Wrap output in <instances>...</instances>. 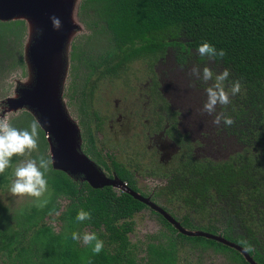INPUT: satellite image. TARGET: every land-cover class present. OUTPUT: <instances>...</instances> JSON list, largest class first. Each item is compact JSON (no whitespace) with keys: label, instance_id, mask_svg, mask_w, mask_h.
<instances>
[{"label":"trees","instance_id":"trees-1","mask_svg":"<svg viewBox=\"0 0 264 264\" xmlns=\"http://www.w3.org/2000/svg\"><path fill=\"white\" fill-rule=\"evenodd\" d=\"M77 16L91 34L106 35L108 45L91 55L70 42L69 70L75 79L118 74L137 58L156 59L167 46L197 50L207 41L225 51L223 58L214 61L230 71L227 83H241V93L225 106L231 108L238 126L241 148L218 161L187 155L176 160L177 180L167 188L184 208L180 217L167 211L186 229L220 234L242 248L240 241H247L253 248L247 254L264 264V0H81ZM24 27L22 20L0 21V73L6 62H14V47ZM15 64L21 66L19 57ZM33 121L30 113L21 112L11 125L23 130ZM47 148L39 129L33 158ZM111 167L130 189L138 191L127 169L113 161ZM10 171L9 167L0 174V187L9 181ZM45 178L48 187L40 198L48 201L45 207L38 208L34 198L27 209L10 215L0 205V264H176L182 243L222 254L231 264H248L226 245L178 233L161 216L165 230L132 239L131 218L145 207L141 202L109 186L80 184L51 166ZM60 198L66 204L53 230L43 220L56 212ZM81 208L91 212L90 220H76ZM84 231L103 240L100 254L93 255L91 247L71 239L73 232Z\"/></svg>","mask_w":264,"mask_h":264},{"label":"rangeland","instance_id":"rangeland-1","mask_svg":"<svg viewBox=\"0 0 264 264\" xmlns=\"http://www.w3.org/2000/svg\"><path fill=\"white\" fill-rule=\"evenodd\" d=\"M80 1L81 0H76V9H78ZM77 19L79 20L78 16ZM75 27L76 28L73 30V34L70 38L68 46L65 49V68L60 84L61 90L64 91L67 84L69 83L70 77L68 76V51L70 48V42L73 40L74 45L77 48L85 47L86 52H90L91 55H97L101 53L108 45L106 35L103 33H99L98 35L91 34L90 31L86 30V25H84L80 20L79 23L75 25ZM30 31H33L31 32L32 35L35 33L34 28L31 29V27L27 26L26 24L24 31L25 33L21 35L19 43H16L14 47L16 50V52L14 51V62H6L4 65V72L0 73V119L4 120L10 125L12 119L18 116L21 112L30 113L26 106L15 105L17 99L19 98L18 90L21 87L27 86L31 79L32 72L27 64L25 56V48L28 45L27 41L30 36ZM179 40L184 42L185 38L180 36ZM174 51L175 47L167 46L165 52L161 54L157 60L153 59L152 56L140 58L137 59V61L128 63V66L125 68L123 73L118 74L117 78H103L99 81V84L96 85L93 91L95 102L91 106L93 108H98L100 112L106 116V121L113 118L114 116L113 100L115 98L120 99L121 106L118 109H121L122 111L134 112L138 106L141 108L140 98L139 104L135 102V98L147 80L148 75H151L152 65H154V78L158 83L157 89L170 104L171 109L178 112L177 120H179L183 114L184 108L182 104H184L185 110L187 111L188 107L190 115L193 117V120L198 127L197 132L205 133V130L208 129L209 126H211L213 129V125L210 123H212L215 114L208 115L202 111L203 104L206 101L205 88L207 85L202 80L192 76L191 69L194 66H198L201 69L207 66L213 71L214 74H218L227 68L222 67L220 63L216 62V64L212 62L207 57H201L197 50L190 52L191 56L188 58L186 64L183 65L176 62L174 59ZM18 57L21 59L20 67L18 64H15V59ZM77 84L80 85L78 80ZM127 85L128 87L129 85L133 86L132 89L134 88V91H132L130 87L127 88ZM241 91L239 93H241ZM234 97L235 95L231 96L230 98ZM65 98L61 100L62 107L66 116L71 121H74L76 117L73 110L71 111L70 104L66 103ZM216 111H223L232 118L231 108H229L228 111L225 106L217 105ZM24 118V120L27 119L26 117ZM216 127L219 132H216L218 135L214 143V154H212L213 157L217 158L226 156L227 153L229 155L241 148L240 143L236 139L238 135V126H235V124L232 126H225L223 123H221ZM107 129H109V127L107 126L106 128V125L104 124L102 127V135L100 137L102 140L101 144L104 146L105 151L108 154L113 155L117 161L127 163L134 168L136 167L137 174L140 177V189L144 193H149V191L153 189L154 192L159 195V202L169 208L171 212L176 215V217H180L184 206H182L180 202L174 199V197L170 194H168L167 197L165 196V187L163 186V182L159 178L160 176L158 175L157 168L153 163L155 162L154 154L152 152H146L143 154L141 151H144V149H139V146L144 144L142 125L140 123L136 124L135 128L127 133L128 141L125 140L124 136H120L118 134H116L115 137L113 133L107 132ZM127 146H130L131 148H128ZM36 151L37 150H33L31 155L29 151H26L24 155H17L12 158L13 162L10 166L11 177L5 185L0 187V205L5 207L7 214H14L24 207L27 209V206L35 201L33 197L28 195L14 196L11 194L9 189L13 180L15 179L14 169L21 163L26 162L29 159H34L33 155H35ZM47 153L48 152L43 151V156L45 157ZM160 156L161 153L158 152L157 157L159 158ZM99 171L104 175L100 169ZM77 176L82 178L81 174H77ZM65 203L66 202L62 200L57 202L59 206H63ZM57 215L58 213L56 212L50 215L49 218H45L43 220L44 223L50 225L53 230H56L58 226L56 221H54ZM131 219L134 224L132 239L137 238L142 240L145 238L144 235L157 233L158 231L166 229L164 225L161 224L163 226L162 227L156 222V220L158 221L157 217L151 214L146 208L143 209L142 212L133 214ZM181 248L182 249H180L178 252L179 257L177 258L176 264H231L222 254H216L209 249L200 248L197 246V244L194 246L182 243Z\"/></svg>","mask_w":264,"mask_h":264},{"label":"flooded vegetation","instance_id":"flooded-vegetation-1","mask_svg":"<svg viewBox=\"0 0 264 264\" xmlns=\"http://www.w3.org/2000/svg\"><path fill=\"white\" fill-rule=\"evenodd\" d=\"M182 43L183 45L185 44V42ZM173 47H175L174 59L176 60V62L181 63L183 65L186 64L188 58L191 56L190 52L196 51L195 49L183 51L184 49L180 50L176 46ZM158 57L155 60H157ZM137 59L133 61H137ZM211 61L216 63L214 60ZM127 66L128 63L125 64L123 70L118 74L123 73ZM153 66L154 65H152L151 75H148L147 80L145 81L144 85L138 92L139 94L135 98V102L138 104L140 98L141 108L140 106H138V108L135 109L134 112L122 111L121 109H118L121 106L120 99L115 98L113 100L114 116L113 118L107 121L106 116L101 113L98 108H93L91 106L95 102V99L93 97V91L96 85L99 84L100 80H102L103 78H117L118 74H110L102 77L83 75L82 77L76 79L74 76L73 79V70L71 72V70H69L70 68H68V76H70L69 83L67 84L65 91L61 90L60 87V94L61 100L66 97V103L70 104L71 111L73 110L74 115L76 117L74 121L76 123V127L78 130L77 133L79 136V152L84 154L88 158V160H90L95 165L96 168L100 169L104 173V176L106 177H116L118 180L122 181L112 169L111 161L115 162L122 168L127 169L130 174H132L131 179H133V183L138 190L136 192L139 193L141 196L147 198L149 201L162 208L170 216H172V214L167 211L169 208L159 202V195L154 192L153 189H151L149 193H144L140 189V177L137 174L136 167L134 168L133 166H130L127 163L117 161L113 155L108 154L105 151L104 146L101 144L102 140L100 139L102 135V127L104 126V124L106 125V128L107 126L109 127V129L106 130L107 132L113 133L115 137L116 134L124 136L126 141H128L127 133L130 132L133 128H135L136 124L140 123L142 125V136L144 139V144L142 146H139V149H144V151H141L143 154L146 152H152L154 154L155 162L153 163L154 166L157 168L158 175L160 176L159 178L162 180L163 186L165 187L166 197L169 194L167 186L171 183H176L177 180L176 175L178 173L174 170V167L176 166V160L178 162L184 160V157L189 156L192 159L208 158L210 160L218 161L228 157V153L226 154V156H221L217 158L212 156V154H214V143L218 135L217 133L219 132L216 125L210 123L213 125V129L211 126H209L208 129L205 130V133L197 132L198 127L196 126L193 117L190 115L188 107L187 111L185 110L184 104H182L184 108L183 114L181 115V118L177 120L178 112L176 110L171 109L170 104L165 100L164 96L161 95L157 89L158 83L154 78L155 72ZM77 80L80 85L77 84ZM129 87L130 89H132L133 86L129 85ZM129 87L127 85V88ZM132 91H134V88L132 89ZM81 100H83V102ZM127 147L131 148L130 146ZM46 152H48V148ZM158 152L161 153V156L159 158L157 157ZM46 157L47 159H49L48 153ZM68 177L73 181L79 182L80 184L82 182L86 183V181L77 176V174ZM122 182L125 183V185L127 186L126 182ZM114 189L119 190L117 188ZM59 200L66 202V200H63L61 198L58 199V201ZM65 204L63 206H59L57 204L58 209L56 210V212L58 214L64 208ZM143 205L145 206L143 209L146 208L151 214L155 215L158 219V221L155 219L156 222L159 225H163L159 218L161 215L158 214L156 211L152 210L146 204ZM143 209H141L140 212H142Z\"/></svg>","mask_w":264,"mask_h":264},{"label":"water","instance_id":"water-1","mask_svg":"<svg viewBox=\"0 0 264 264\" xmlns=\"http://www.w3.org/2000/svg\"><path fill=\"white\" fill-rule=\"evenodd\" d=\"M22 20L34 28L25 48L31 79L21 87L15 105L26 106L35 121L41 125L48 145V157L53 169L68 176L81 174L92 188L111 186L162 216L178 233L190 237H204L236 250L248 264L256 263L241 246L219 234L186 229L162 208L133 191L116 177L104 176L78 150V130L65 114L60 98V84L65 68V49L73 34L77 19L76 0H0V21ZM58 23V26L56 22Z\"/></svg>","mask_w":264,"mask_h":264},{"label":"clouds","instance_id":"clouds-1","mask_svg":"<svg viewBox=\"0 0 264 264\" xmlns=\"http://www.w3.org/2000/svg\"><path fill=\"white\" fill-rule=\"evenodd\" d=\"M58 21L56 22L58 26ZM197 52L201 57H207L209 60H214L217 57L223 58L226 53L223 49L219 51L209 42H201L197 48ZM191 75L199 80H202L207 87L205 88L206 101L203 104L202 111L208 115H214L212 123L219 126L223 123L225 126H232L234 120L225 112H217V105L227 106L231 103V96L236 95L241 91V83L239 80H229L230 72L224 69L218 74L205 66L202 69L194 66L191 69ZM41 125L38 121H33L27 129H17L9 123L0 119V174H3L7 168L11 166V161L14 156L24 155L26 151H33L38 148L39 129ZM52 164L51 159H46L43 155L37 159H29L21 163L14 169V177L10 192L14 196L28 195L36 198L38 208H43L48 203L47 200L40 198L47 191L48 181L45 178V173L50 169ZM92 214L90 211L79 209L76 215L78 222L90 220ZM73 241L82 242L84 245L91 247L93 255H98L104 248L103 240L99 239L94 232L84 231L82 234L73 232L71 234ZM244 246L245 252H252L253 248L247 241H240Z\"/></svg>","mask_w":264,"mask_h":264}]
</instances>
